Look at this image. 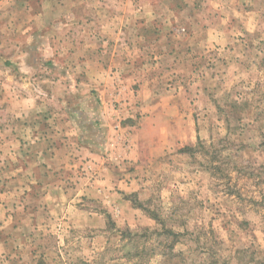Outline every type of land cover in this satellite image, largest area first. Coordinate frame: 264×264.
<instances>
[{
	"label": "rangeland",
	"instance_id": "1",
	"mask_svg": "<svg viewBox=\"0 0 264 264\" xmlns=\"http://www.w3.org/2000/svg\"><path fill=\"white\" fill-rule=\"evenodd\" d=\"M226 3L194 0L181 25L147 29L144 45L158 48L144 71L121 45L128 72L111 66L87 89L101 105L95 151L23 185L32 226L6 236L11 259L0 264H264V0ZM199 31L207 37L174 49ZM153 145L170 151L134 159Z\"/></svg>",
	"mask_w": 264,
	"mask_h": 264
},
{
	"label": "crops",
	"instance_id": "2",
	"mask_svg": "<svg viewBox=\"0 0 264 264\" xmlns=\"http://www.w3.org/2000/svg\"><path fill=\"white\" fill-rule=\"evenodd\" d=\"M173 1L0 0V183L4 186L0 189V262L11 259V240L6 236L32 226L35 211L21 204L22 189H29L23 185L31 189L39 182L48 183L55 170L71 165L73 152L95 151L101 105L87 89L101 87L102 72L111 66L128 72L120 59L121 45L126 56L137 57L133 71H144L149 61L144 55L158 48V44L144 45L148 44L146 30L171 19L181 25V14L194 7V0H180L183 10L175 11ZM236 7L241 8L240 4ZM193 21L199 22L196 15ZM200 32L189 35L188 43L175 40L174 49L193 46L204 34L207 37V31ZM124 40H136L137 46L128 41L121 44ZM175 53L170 49L163 56L175 59ZM133 78L141 81L140 87L152 86L135 73L127 76ZM87 120L93 132L85 139ZM146 148L149 155L134 159L145 162L170 151L165 145ZM135 149L141 150V144L136 143ZM38 169L45 170L44 175ZM48 199L46 195L44 200Z\"/></svg>",
	"mask_w": 264,
	"mask_h": 264
}]
</instances>
